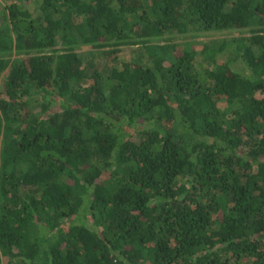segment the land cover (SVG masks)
I'll return each mask as SVG.
<instances>
[{"label":"trees","instance_id":"trees-1","mask_svg":"<svg viewBox=\"0 0 264 264\" xmlns=\"http://www.w3.org/2000/svg\"><path fill=\"white\" fill-rule=\"evenodd\" d=\"M0 14V262L264 264V0ZM226 30L249 36L203 45V62L159 43Z\"/></svg>","mask_w":264,"mask_h":264},{"label":"rangeland","instance_id":"rangeland-1","mask_svg":"<svg viewBox=\"0 0 264 264\" xmlns=\"http://www.w3.org/2000/svg\"><path fill=\"white\" fill-rule=\"evenodd\" d=\"M21 5L30 11H35V9L39 6L40 0H19ZM2 18L0 14V19ZM249 36V33L246 31H213V32H188L184 34H178L175 36L169 37L167 40L168 41H161L159 43H164L167 42L168 44L174 45L176 44H182L186 41L191 42L192 48L196 51V55L198 57V62H203L202 58L200 56V50L203 45H211V46H217L220 42L222 41H228L230 39H236V38H241V37H247ZM176 49H178L176 47ZM77 52L81 53L82 56L86 59L93 57L95 60L99 63L103 61H108L110 58L107 56H103L100 53H95L92 52L89 48L86 47H81L77 49ZM115 56L117 57L118 60H126L129 61L133 59L134 57H137V48L136 47H121L117 49L115 52ZM23 57L22 55H15L11 54L9 58L13 60L14 58H21ZM8 73V70L4 71L0 75V89H2V84H3V79L6 77ZM262 95L260 94L259 97ZM32 102L33 104V110H37V105L41 103V96L39 94H35L32 97ZM37 101V102H36ZM36 105V106H35Z\"/></svg>","mask_w":264,"mask_h":264},{"label":"built area","instance_id":"built-area-1","mask_svg":"<svg viewBox=\"0 0 264 264\" xmlns=\"http://www.w3.org/2000/svg\"><path fill=\"white\" fill-rule=\"evenodd\" d=\"M0 264H3L2 262H0Z\"/></svg>","mask_w":264,"mask_h":264}]
</instances>
